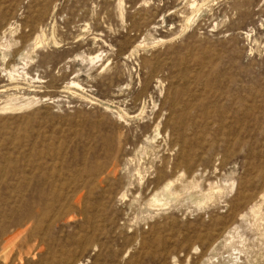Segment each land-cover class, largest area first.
Here are the masks:
<instances>
[{
  "label": "rangeland",
  "instance_id": "rangeland-1",
  "mask_svg": "<svg viewBox=\"0 0 264 264\" xmlns=\"http://www.w3.org/2000/svg\"><path fill=\"white\" fill-rule=\"evenodd\" d=\"M263 196L264 0H0V264H264Z\"/></svg>",
  "mask_w": 264,
  "mask_h": 264
},
{
  "label": "bare ground",
  "instance_id": "bare-ground-1",
  "mask_svg": "<svg viewBox=\"0 0 264 264\" xmlns=\"http://www.w3.org/2000/svg\"><path fill=\"white\" fill-rule=\"evenodd\" d=\"M120 6V5H119ZM39 39V38H38ZM43 41V40H42ZM41 43V42H40ZM95 59H98V58H95ZM14 69V68H13ZM17 70V69H16ZM12 71V70H11ZM12 72H15V70H13ZM72 86H74V87H76V88H78V85L76 84V83H72ZM7 102H9V101H7ZM12 103V102H11ZM30 103V102H29ZM8 104V103H7ZM31 104V103H30ZM11 105V104H10ZM10 105H8V107H10ZM13 106V105H12ZM22 106H24V105H22ZM15 107V106H14ZM11 108V107H10ZM13 108V107H12ZM5 109V108H4ZM7 109V108H6ZM10 110V109H9ZM12 110V109H11ZM156 126V125H155ZM133 158V157H132ZM132 161V160H131ZM140 175V174H139ZM136 177V176H135ZM177 179V178H176ZM173 183V182H172ZM175 183V182H174ZM128 184V183H127ZM169 185V184H168ZM141 186V185H140ZM171 186L173 187V185L172 184H170L169 186H166L165 187V191L166 192H168V193H170V194H172V192L174 193V191H173V189L171 188ZM180 186V185H179ZM128 188V187H127ZM142 188V187H141ZM146 188V187H145ZM175 188V187H174ZM181 188V187H180ZM131 189V188H130ZM164 189V188H163ZM179 189V188H178ZM214 190H216V188L214 189ZM218 190V189H217ZM221 190V189H220ZM219 190V191H220ZM178 191V190H177ZM212 191H213V189H212ZM176 192V191H175ZM211 192V191H210ZM222 193V192H221ZM156 194V193H155ZM176 195H177V193H175ZM175 194H173V195H175ZM223 194V193H222ZM213 195V194H212ZM261 195V194H260ZM263 195V194H262ZM214 196V195H213ZM139 197V196H138ZM264 197V196H263ZM246 199H247V197H246ZM258 199V198H257ZM262 199H264V198H262ZM140 200V199H139ZM180 200V199H179ZM260 200H261V197H260ZM256 201V200H255ZM258 201V200H257ZM148 203H150V205H152V207L154 206V207H157V206H160L161 205V202H159V200L154 196L153 197V199L152 200H150ZM240 203V202H239ZM256 203V202H255ZM258 204V203H257ZM149 205V204H148ZM161 206H163V205H161ZM158 208V207H157ZM256 209V206H254V208H253V210H255Z\"/></svg>",
  "mask_w": 264,
  "mask_h": 264
}]
</instances>
